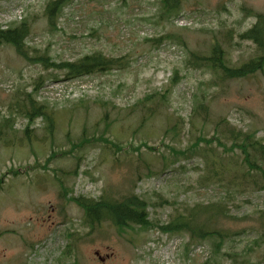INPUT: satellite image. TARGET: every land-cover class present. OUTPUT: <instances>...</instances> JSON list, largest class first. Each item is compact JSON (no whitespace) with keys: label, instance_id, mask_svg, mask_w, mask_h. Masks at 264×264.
I'll return each mask as SVG.
<instances>
[{"label":"rangeland","instance_id":"374dc122","mask_svg":"<svg viewBox=\"0 0 264 264\" xmlns=\"http://www.w3.org/2000/svg\"><path fill=\"white\" fill-rule=\"evenodd\" d=\"M47 1L0 0L2 27L28 19L31 34L26 45L31 57L61 61L101 52L123 57L128 64L61 80L62 72L27 62L11 46L0 45V119L14 114L19 139L0 143V175L7 169L42 164L51 151H70L54 157L47 169L9 174L1 183L0 264H264V242L259 247L253 244L257 217L264 211V191L228 197L229 215L234 218L220 222L231 235L219 252H214L211 240H204L192 243L186 255V235L149 230L120 236L108 221L91 230L83 224L82 210L62 196L63 190L74 196L98 198L106 193L119 198L132 190L150 204V216L162 222L175 208L225 197L226 191L217 184H199L203 172L199 152L207 147L205 143L200 142L199 152L179 156L161 171V154L171 157L161 141L187 148L198 135L211 137L216 122L223 118L264 136V69L221 82L207 69L185 62L191 52L206 53L214 40L221 43L232 64L254 55L253 42L239 40L238 34L255 22L247 10L264 13V0H182L177 14L168 17L161 0H73L64 7L55 31L49 30L43 13ZM168 33L178 39L155 41ZM175 71L180 79L165 101L153 97L144 105L140 102L147 94L162 92ZM214 78L216 84L211 82ZM40 80L42 85L33 97L48 105L53 129L37 117L30 126L32 135L23 137L26 119L16 111ZM196 93L200 99L204 93L208 100L209 123L202 128L190 123ZM147 108L154 111L151 118L146 116ZM178 118L183 120L178 137L172 138L170 132L164 135ZM100 136L125 147L147 141L159 149L118 151L96 141ZM82 137L95 141L74 146ZM211 147L215 149L216 144ZM216 149L226 154L221 147ZM144 162L157 172L146 177ZM162 198L170 204H158ZM68 232L74 235L68 237Z\"/></svg>","mask_w":264,"mask_h":264},{"label":"trees","instance_id":"16d2710c","mask_svg":"<svg viewBox=\"0 0 264 264\" xmlns=\"http://www.w3.org/2000/svg\"><path fill=\"white\" fill-rule=\"evenodd\" d=\"M72 1L48 0L45 3L43 13L50 31L58 29V18L62 14L64 7L72 3ZM181 1L161 0L165 15L167 17L169 15H176ZM247 11L248 14L255 17V22L248 29L239 33L238 37L239 40L253 42L256 51L254 55L247 60L232 64L227 51L219 41L214 40L206 53L191 52L190 57L185 61L186 65L192 68L207 69L213 77H216L221 82L246 78L254 75L258 71H262L264 69V13L251 10ZM30 34L31 27L26 17L19 21H13L6 27L0 25V45L6 44L11 46L15 53L27 62L40 64L45 69L52 68L53 70L62 72L63 78L61 80H73L92 73L123 69L128 64L127 61H124L123 57H110L101 52L85 54L74 60L54 61L49 56L44 55L33 58L29 53V47L26 45V40ZM171 38L178 39L176 35L168 33L155 41L159 42L162 39ZM54 78H57V76L51 77V79ZM179 79L180 77L175 71L162 92L156 91L147 94L140 102L144 105V102L153 97H157L158 102H161L160 100L165 101L169 92ZM217 80L214 78L211 82L216 84ZM42 82V80L37 82L33 89L29 93H26V104L19 105L20 107L16 111L18 115L26 119V124L22 129L23 137L29 138L32 135L30 134L32 132L30 126L37 117L45 119L46 128L53 129V119L49 110H47L48 105L37 102L33 97L38 87L42 85ZM193 97L190 123L192 127L195 123H198L202 128L209 123L208 100L204 93L201 94V99L197 93ZM146 111L147 118H151L154 115L153 110L147 108ZM106 116L107 113H104V117ZM181 122L183 120L178 118L177 123L165 129L164 135L170 132L172 138L178 137ZM14 124V114L10 113L9 115L1 116L0 143L8 145L11 139L13 142L19 140L15 134L17 130L14 128ZM256 133L257 130L237 128L223 118L216 122L214 133L211 137L198 135L195 141L187 148H176L172 144L161 141V145L165 146L171 152V157H166L164 154H161L163 159L161 171L169 168L170 163L177 162L179 156L188 158L191 154L199 152L200 148L198 146L200 142L205 143L207 147L199 152L203 164V172L199 177V184L207 186L215 183L226 191V196L217 200L207 203L196 202L193 205L184 206L182 209L175 208V211L165 222L153 219L150 216V212H148V206L150 204L145 199L133 193L132 190L122 194L119 198L110 197L106 193H103L98 198L83 195L74 196L68 195V192L63 190L62 196L69 200V202L75 203L82 210L83 224L91 230L96 225L108 221L117 228V233L120 236L130 231L137 234V232H146L149 230H158L169 235H186L189 241L184 243L183 252L185 255L189 251L192 243L197 244L204 240H211L214 252L217 253L220 251V247L224 241L231 235L227 229L220 226L221 220L234 218L229 215L227 206L228 197L243 195L253 191H264V136L257 137ZM98 140L116 148L118 151L127 149L126 151L132 150L139 152L141 147L150 151L159 149V147L149 145L147 141H141L137 146L130 143L125 147L104 136H100L96 141ZM90 141H95V138L90 140L82 137L73 145L83 147L84 144L90 143ZM213 142L217 148L221 147V151L226 154L222 155L217 151L216 147L215 149L212 148L211 144ZM68 152L70 151H60V153L51 151L42 164L36 162L34 165L23 166L21 170L7 169L0 175V185L9 174L17 175L22 172L25 173L27 170L36 167L47 169V164L54 157L59 154L65 155ZM79 158L77 157V159ZM144 163L148 167V164L146 162ZM147 169L148 171L145 173L146 177L154 175L157 172L151 170L149 167ZM60 187L62 188V185ZM161 203L170 204L167 199L163 198L158 202V204ZM255 231L257 237L254 239L253 244L255 247H259L264 242V211L260 212L257 217ZM73 235L72 232H69V237ZM125 239L129 241L127 237ZM252 248L250 247L249 249L252 250Z\"/></svg>","mask_w":264,"mask_h":264},{"label":"flooded vegetation","instance_id":"af4514ba","mask_svg":"<svg viewBox=\"0 0 264 264\" xmlns=\"http://www.w3.org/2000/svg\"><path fill=\"white\" fill-rule=\"evenodd\" d=\"M53 223H50L49 225H48V231H50L51 230V225H52ZM45 232V231H44ZM65 236V235H64ZM65 237H67V236H65ZM99 258L100 259H103V257L102 256H99Z\"/></svg>","mask_w":264,"mask_h":264}]
</instances>
